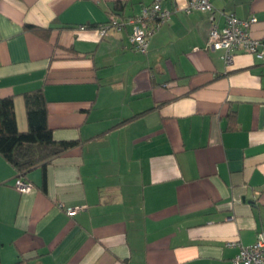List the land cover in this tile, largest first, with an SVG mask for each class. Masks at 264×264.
<instances>
[{
    "label": "crops",
    "instance_id": "0c3cea01",
    "mask_svg": "<svg viewBox=\"0 0 264 264\" xmlns=\"http://www.w3.org/2000/svg\"><path fill=\"white\" fill-rule=\"evenodd\" d=\"M152 1L0 0V99L25 131L23 94L41 89L53 138L77 141L29 191L0 156L2 264H232L264 231V59L207 47L222 12L255 16L264 41V0H161L145 53L131 25L99 35Z\"/></svg>",
    "mask_w": 264,
    "mask_h": 264
},
{
    "label": "built area",
    "instance_id": "2783aa9c",
    "mask_svg": "<svg viewBox=\"0 0 264 264\" xmlns=\"http://www.w3.org/2000/svg\"><path fill=\"white\" fill-rule=\"evenodd\" d=\"M213 4L211 0H186L185 12L193 10L201 12H212ZM172 11L162 6L161 0H153L149 5L144 6L137 15L116 17L110 15L107 21L98 28L101 37L106 36L111 30H119L127 25L132 26L130 42L133 48L141 53H145L151 35L166 22ZM223 14V25L212 20L209 29L207 47L211 50H221L222 59L225 64L233 61L234 55L239 51L256 54L264 59V41L254 37L251 26L257 21L255 16L240 18L234 13ZM18 191H29L32 185L29 181L16 178L14 183ZM81 207H66V214L74 215ZM235 244V242H230ZM239 251L233 259L232 264H264V231L257 234L256 240L250 245L236 243Z\"/></svg>",
    "mask_w": 264,
    "mask_h": 264
},
{
    "label": "trees",
    "instance_id": "16d2710c",
    "mask_svg": "<svg viewBox=\"0 0 264 264\" xmlns=\"http://www.w3.org/2000/svg\"><path fill=\"white\" fill-rule=\"evenodd\" d=\"M25 29L43 38L49 34L48 28L34 25H25ZM23 98L27 121L25 131L17 127L13 98L0 99V156L13 167L17 178L25 179L31 169L46 165L57 155L75 146L77 141L53 138L47 124L46 100L41 89L25 92ZM15 264L28 263L22 260Z\"/></svg>",
    "mask_w": 264,
    "mask_h": 264
}]
</instances>
